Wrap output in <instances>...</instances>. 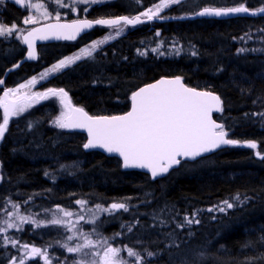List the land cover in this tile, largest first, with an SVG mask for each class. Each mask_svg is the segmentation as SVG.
<instances>
[{
    "label": "trees",
    "instance_id": "1",
    "mask_svg": "<svg viewBox=\"0 0 264 264\" xmlns=\"http://www.w3.org/2000/svg\"><path fill=\"white\" fill-rule=\"evenodd\" d=\"M158 1L101 0L77 17L60 19L134 16ZM199 2L217 8L264 7V0ZM178 11L175 5L165 16L179 15ZM24 15L13 1L6 0L0 10L6 23L20 24ZM106 28L96 26L73 41L38 45L36 60L11 72L6 87L77 50ZM24 53L18 38H0V77ZM175 75L189 86L217 92L223 109L216 119L231 139L255 141L257 148L229 146L182 162L153 181L146 173L122 170L116 157L85 151L84 134L49 126L58 108L49 100L27 112L20 128L0 142V206L26 199L35 211L73 208L81 199L129 202L127 211L102 215L98 226L112 239L113 247L140 249L143 264H264V116L260 115L264 113V16L138 24L92 58L50 77L42 87L64 89L90 114L113 115L129 109V96L137 87ZM225 200L234 202V207L218 211ZM193 213L199 223L186 224L185 217ZM28 229L21 233L31 237V244L56 238L50 230ZM148 252L154 255L145 256ZM10 262L9 250L0 248V264Z\"/></svg>",
    "mask_w": 264,
    "mask_h": 264
},
{
    "label": "snow or ice",
    "instance_id": "2",
    "mask_svg": "<svg viewBox=\"0 0 264 264\" xmlns=\"http://www.w3.org/2000/svg\"><path fill=\"white\" fill-rule=\"evenodd\" d=\"M15 2L22 6L25 4V0H15ZM100 2L101 0H73V5L76 3L90 5ZM56 3L62 4V0H56ZM179 3H181V0H160L158 4L131 18L118 16L114 19H96L94 21L87 19L74 20L71 23H60V14L57 12L55 17L57 23L45 25L42 28H34L26 36H23V41L28 45V57L35 58L34 42L36 39H48L49 36L75 39L78 33L92 28L93 25L108 26L114 30L115 35H109L103 40L94 41L90 47L81 49L79 54L60 60L51 69L41 74L40 79H44L49 72L55 73L74 61L80 60L82 57L92 56L99 45L120 36L128 26H136L153 19H165L166 17L161 16L162 10ZM29 6L37 9L43 7V5L39 4ZM62 6L65 8L69 7L68 4H62ZM72 10L75 11V7H72ZM84 11H87V8ZM247 12H249V9L241 4L239 7L227 9L205 8L197 14L221 16ZM259 12L264 13V8L259 9ZM43 15L47 18L49 13L45 11ZM34 22L31 17L24 20L25 24ZM16 29V24H12L10 27L0 24V36L12 35ZM152 51L156 52L157 49L154 48ZM239 51H244V49ZM140 54L145 55L146 53ZM36 82L37 78L32 77L31 80L25 84H20L15 89L5 90L4 95L0 97V108L3 109L2 123H0V140L4 138L5 133L8 131L10 118L21 115L34 103L49 97H57L64 109L54 120V124L57 127L61 129H87L88 142L84 144V148L101 147L109 153H118L123 158L124 167L147 168L151 171L153 178L168 172L172 166L180 164L181 158L194 160L204 153L211 152L221 146L241 145V141L227 138L228 133L225 131L224 125L218 124L212 119L213 110H221L222 102L220 97L210 91H197L195 88L185 86L179 76L174 79L158 80L154 84L146 85L133 92L131 95L132 108L126 114L99 117L89 116L83 108L73 107L68 98V93L62 88H49L44 92H33L31 94L29 92H21L23 89H30ZM0 84H3L2 80H0ZM260 115L264 116V113ZM31 126L29 124V127ZM244 146L252 149L257 148L255 141H246ZM256 155L260 156L261 153L257 152ZM86 203L83 200L77 201V204L80 205H85ZM222 203L224 207L217 209L220 212L234 207V204L227 200ZM120 209L127 211V205L125 203H113L109 208L96 205V210L102 212ZM57 210L62 212V217H54L48 223L62 225L68 231H72L76 227L70 219L73 213L60 209L59 206ZM212 210L209 209V211ZM195 216V213L191 217L186 216L185 223L189 225L198 224L199 220ZM19 219L23 223L28 218L21 216ZM78 219L83 220L84 217L79 216ZM32 222L36 223L35 221ZM15 226L11 223L8 224L9 228ZM180 227H184V225H180ZM2 231L4 229H0V232ZM76 235L77 233L73 232V235L68 236L67 239L72 240ZM80 235L84 236L83 244L75 247L64 245L69 253H81L85 248H95L101 243V241L89 239L88 234L80 233ZM261 239L264 240V237H261ZM10 243L16 245L17 242L11 240ZM24 247L28 248V245ZM125 250L129 256L135 258L134 264H143L144 257L133 248H128L127 246L121 249L107 245L104 247L102 255L100 252L91 254L100 257L99 264H128L121 257V252ZM89 254L84 252L85 256ZM153 255L154 253L152 252L147 253L149 257ZM28 256L29 258L43 257L45 264H50L46 251H42L39 248L32 247ZM20 264H24V261L21 260ZM76 264H96V261L80 260Z\"/></svg>",
    "mask_w": 264,
    "mask_h": 264
},
{
    "label": "rangeland",
    "instance_id": "3",
    "mask_svg": "<svg viewBox=\"0 0 264 264\" xmlns=\"http://www.w3.org/2000/svg\"><path fill=\"white\" fill-rule=\"evenodd\" d=\"M6 0H2L0 2V10L3 7V3ZM8 1H13L15 0H8ZM158 2L153 3L151 6L148 8L153 7V5L158 4ZM16 3V2H15ZM17 4V3H16ZM43 5V7L37 9L34 7H30L29 5ZM62 4H68L69 7L65 8L62 6ZM62 4H57L56 0H25L24 6L21 4H18L21 6V8L25 11V15L22 19V22L20 24H17L15 22L9 21L8 23L2 21L0 19V24H4L7 26H11L12 24L17 25V29L14 30L12 35H5V36H0V38H11V37H16L19 39L20 43L24 46L23 40H22V34L31 26L49 21V20H56V13L59 12L60 18H63L65 16H79L82 14L85 8H88L90 5H85L82 3H76L73 5V0H62ZM176 6L179 7V15H185V14H190L193 13L202 7L199 0H181V3L175 4ZM170 6L169 8H166L162 10L161 16H165L167 10H170L173 6ZM72 7H75V11L72 10ZM207 7V6H206ZM212 7V6H208ZM148 8L143 9L141 12H138L137 15H140L142 12L146 11ZM212 8H217V7H212ZM47 11L49 13V16L45 18L43 13ZM82 12V13H81ZM28 17H31L35 22L34 23H29L25 24L24 20ZM84 18V17H83ZM133 26H128L125 28L124 32L121 35L126 34L129 30L132 29ZM109 35H115V32L112 28L108 27L106 28V31L101 34L100 36L92 39L88 43L82 45L80 48L77 50L64 55L57 61L53 62L52 64L42 68L38 72L30 75L26 79L8 86L7 89H15L17 88L20 84H25L27 81L31 80L32 77L37 78V82L30 87V89H23L21 92H29V94L33 92H44L49 88H43L42 84L47 81L50 77L58 74L59 72L63 71L64 69H67L71 67L73 64H75L78 61L84 60V59H90L93 57L96 51L100 50L102 47L107 45L108 43L112 42L116 38L120 37L117 36L115 39H111L106 41L105 43L99 45L96 50L93 52L92 56L90 57H82L80 60L74 61L72 64L67 65L63 69L58 70L55 73L49 72L47 77L44 79H40L41 74L45 73L47 70L51 69L53 65L57 64L60 60H63L67 57H73L76 54H79L81 49L90 47L94 41H100L103 40L106 36ZM25 47V46H24ZM26 51V48H25ZM54 88V87H52ZM58 89V88H54ZM2 89L0 90V97H2ZM49 100H54L58 106L57 108V113L52 117L51 122L49 123V126L53 127L55 130L58 131H67L68 129H61L57 127L54 124V120L57 116L61 114L62 111H64L62 105L60 104L59 98L57 97H49L48 99L41 100L38 103H34L30 108H28L24 113H22L19 116L12 117L10 118V122L8 125V131L5 133V136L10 135L11 132H16L17 129L20 128V125L22 122H24V116L27 112H29L31 109L34 107L41 105L45 103L46 101ZM2 118H3V109L0 108V123H2ZM4 136V138H5ZM3 138V139H4ZM2 139V140H3ZM1 140V141H2ZM0 141V142H1ZM23 200L20 202L16 201H10L8 203L3 204L0 206V229H4V231L0 232V241H2V244H0V248H5L9 250V255L11 257V262L9 264H20V261L23 260L24 263L36 259H40L42 261V264H45V260L43 257L37 256L34 258H29L28 253L31 251L32 247H36L41 249L42 251H46L48 258L53 260L55 264H63L64 261H69L71 264H76L77 261L80 260H85V261H96V264H99L100 257L92 255L91 253L95 252H100L101 255L103 254V249L107 245H111L113 247V241L112 239L109 238V236H106L102 229L98 226V223L100 222V218L104 214L112 213L114 211L110 212H102V211H97L96 210V205H101L103 208H109L111 204H103V203H90L87 199H81L83 201H86L87 203L85 205H80L77 204L73 208H60L64 209L67 211H70L73 213V216L70 218L73 222V224L76 225V227L72 231H68L65 226L62 225H52L48 223V221L52 220L54 217L59 218L62 217V212H59L57 209L58 207H55L53 209H40L36 210L34 209L32 204H29V201ZM229 202V201H228ZM122 203V202H120ZM233 203L234 202H230ZM127 209L129 208V202H127ZM91 210V211H90ZM11 213V215H9ZM129 214H132V212H129ZM27 217L28 219L24 221L23 223L20 221L19 217ZM83 216V220H79L78 217ZM94 219V222H93ZM32 221H35L36 223H33ZM43 222V223H41ZM14 224L16 225L15 227H8V224ZM30 227L31 229H28V231H31L33 233H37L39 231L43 230H50L55 233L56 238L51 241V243H44L41 245H35L29 243L31 241V237L26 238V234L21 233L26 227ZM12 232L13 235H10L9 233ZM73 232H76L77 235L74 236L72 240H68L67 237L73 235ZM28 233V232H27ZM80 233L83 234H88V238L93 240V241H101L100 244H98L95 248H85L83 252L81 253H69L67 251V248L64 245L70 246V247H75L79 244L84 243V236L80 235ZM11 240L16 241V245H13L10 243ZM106 241V243H104ZM28 245V248H25L24 246ZM116 248H121V247H116ZM128 248H133L137 252H140V249L134 248L133 247H128ZM123 249V248H121ZM57 250L63 251V255H60ZM84 252L90 253L88 256L84 255ZM145 256L147 255L144 254ZM142 256V255H141ZM121 257L128 262V264H134L135 258L131 257L127 254V251H122L121 252ZM149 258V257H148Z\"/></svg>",
    "mask_w": 264,
    "mask_h": 264
},
{
    "label": "water",
    "instance_id": "4",
    "mask_svg": "<svg viewBox=\"0 0 264 264\" xmlns=\"http://www.w3.org/2000/svg\"><path fill=\"white\" fill-rule=\"evenodd\" d=\"M239 7V6H238ZM205 8H212V7H203L193 13H190V14H185V15H173V16H163V17H166L165 19H153L152 21H147L145 23H148V22H166V21H171V20H185V19H197V18H218V19H227V18H233V17H236V16H251V17H257V16H264V13H261L259 12V9L261 8H258V9H249V12L247 13H232V14H228V15H221V16H215V15H198L197 13H200L203 9ZM233 8V7H232ZM264 8V7H262ZM219 9H227V8H219ZM255 13V14H253ZM120 16H128V15H120ZM137 16V15H136ZM115 17H118V16H114V17H106V18H97V19H114ZM129 18H131L130 16H128ZM84 19H87V20H90V21H94L96 19H91V18H78V19H71V20H59L60 23H71L72 21L74 20H84ZM142 19H144L142 17ZM57 23V20H49V21H45V22H41V23H38V24H35L33 26H31L30 28H28L23 34H22V40H23V36H26L28 34V32L32 31L34 28H42L44 27L45 25H49V24H55ZM141 24H144V23H141ZM96 26H101V25H93L92 28L90 29H86L80 33H78L76 35V38L75 39H64V38H56L54 36H49L48 39H36L35 42H34V48H35V51H36V56L35 58H29L28 57V45L26 43H24L23 41V44L26 48V51L24 53V55L18 59L16 62H14L13 64H11L10 66H8L4 72H3V75L0 77V80L3 81V84H0V89H2V95H4V92L5 90H7V87L5 85V81L8 77V75L11 73V72H14L16 70H18L25 62H31V61H34L36 60L37 58V47L38 45H41V44H46V43H53V42H60V41H65V40H70V41H73V40H76L78 39L80 36L90 32L93 28H95ZM175 77H177L176 75L175 76H161V77H158L156 78L155 80L153 81H150L148 83H145L141 86H139L138 88H136L133 92H136L138 91L140 88L142 87H145L146 85H149V84H154L156 81L158 80H161V79H174ZM180 77V76H179ZM182 79V78H181ZM182 83L189 87V88H195V87H192V86H189L185 83V81L182 79ZM197 91H210L212 93H214L215 95L219 96L220 95L217 93V92H214L212 90H208V89H202V88H195ZM132 93L130 94V97H129V109L126 111V112H123V113H120V114H113V115H93V114H90L88 111H86L82 106L74 103L70 96L68 95V98L71 102V105L75 108H83L84 111L89 115V116H92V117H99V116H120V115H124L126 114L127 112L131 111V108H132V101H131V95ZM221 99V97H220ZM222 102V100H221ZM221 110H222V103H221ZM221 110L217 111V110H213L212 112V119L218 123V124H222V122L216 120L215 118V115L219 114L221 112ZM69 131H76V132H80L82 134L85 135V141H84V144H86L88 142V132H87V129H80V128H74V129H68ZM227 138H229V136H227ZM230 139V138H229ZM1 141V140H0ZM84 144H83V149L85 151H99L103 154H105L106 156H113V157H116L120 160L121 162V169L122 170H125V171H139V172H143V173H146L151 180H157L159 178H162L164 177L165 175H167L169 172H171L172 170L178 168L181 164V162H192V161H195L201 157H205V156H208L212 153H215L223 148H226L230 145H225V146H221L220 148H217L211 152H208V153H204L202 156L200 157H197L195 158L194 160L193 159H188V158H181V162L180 164L178 165H174L172 166L168 172L166 173H163V174H160V175H157L155 178L152 177V174H151V171L147 168H139V167H124V164H123V158L118 154V153H109L108 151H106V149L104 148H101V147H95V148H84ZM241 146H244V143H241Z\"/></svg>",
    "mask_w": 264,
    "mask_h": 264
}]
</instances>
